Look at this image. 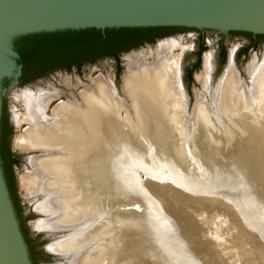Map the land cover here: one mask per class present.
Wrapping results in <instances>:
<instances>
[{
    "label": "bare ground",
    "instance_id": "1",
    "mask_svg": "<svg viewBox=\"0 0 264 264\" xmlns=\"http://www.w3.org/2000/svg\"><path fill=\"white\" fill-rule=\"evenodd\" d=\"M233 56L216 82L213 56L203 57L204 72L195 80L204 92L196 93L190 112L180 83L182 55L170 51L124 58L123 99L98 78L48 114L62 93L45 82L25 89L26 150L47 151L31 162L35 182L26 176L27 190L41 196L36 204L48 218L36 230L88 221L76 225L65 244V236L53 238L48 251L63 264H226L223 241L208 235L198 217L207 222L223 210L235 240H250L264 264V229L256 231L264 225V62L248 64L242 80ZM60 83L77 86L67 77ZM148 161H160L161 171ZM182 162L193 163L195 172L180 171ZM211 169L226 188L201 181ZM53 175H63L79 195L66 204L69 217L54 199L60 182L51 186ZM96 207L117 210L92 230Z\"/></svg>",
    "mask_w": 264,
    "mask_h": 264
},
{
    "label": "water",
    "instance_id": "2",
    "mask_svg": "<svg viewBox=\"0 0 264 264\" xmlns=\"http://www.w3.org/2000/svg\"><path fill=\"white\" fill-rule=\"evenodd\" d=\"M92 48L264 56V0H0V264H40L26 205V152L38 151L37 161L47 151L26 150L25 88ZM49 181L60 182L54 199L66 211L78 193L63 175ZM115 210L92 209V230ZM74 222L35 232L49 241L65 236V244L76 225L88 223Z\"/></svg>",
    "mask_w": 264,
    "mask_h": 264
},
{
    "label": "rangeland",
    "instance_id": "3",
    "mask_svg": "<svg viewBox=\"0 0 264 264\" xmlns=\"http://www.w3.org/2000/svg\"><path fill=\"white\" fill-rule=\"evenodd\" d=\"M141 51H146V50H132V51L127 52L124 55L120 56L121 58L119 61V65H120L121 71H120L119 75H117V72H116L115 61L113 59L104 58V59L98 60L94 64L86 65V66L82 67V69L79 72L73 71V72H69V73H64V72L51 73L50 75H47L44 78L36 81L35 83L31 84L30 86L26 87L25 89H33L35 85L44 84L43 82H45V84H49L51 87H53V89L60 91L62 94L59 95L57 98H55L51 102V104L49 105V108L47 109L48 112L58 102H67L68 97L71 96V94H73L75 96L76 93L81 92V90H83L84 84L87 85L88 83H90L91 80L93 81V80H96L98 78L109 80L111 82V84L113 85V87L116 88L118 96L123 99V95L121 92V77H122L123 73H125L124 70H126L124 58L127 56H130V55H134V54L141 52ZM183 53H185V54H183ZM170 55H173V56L174 55H182V61H183L182 62V74L183 75L181 77L180 83L182 84V87H183L182 90H183L184 94H186L185 96L187 99V105L189 104L188 106L186 105V108H188L187 112H190L192 110L193 106L195 105V103H198L195 100L196 99L195 98L196 93L204 92L203 88H201V86L195 81V76L196 75L199 76L204 72L203 71L204 69H202V58L203 57L205 58L206 55L213 56V69L214 70H212L211 74L213 77L211 76V78H213L212 82H216L218 80V78L220 77V75L222 74L223 68H224V66L227 65L228 59L232 54L231 55L226 54L225 62L221 65L219 59L217 58L218 53H202L200 67L197 71H195L193 73V77H192L193 81L190 84H188L186 82L185 74H186V70L188 68H190L192 63L195 61V52L170 51ZM233 57H234L233 60H234V65H235V69L237 71L238 77L242 80L247 78V75L245 73V68L248 64H250L254 60H256L258 62V64H262L264 62V56H262V55H240V56H237V54H234ZM66 77L68 79H70V82H72V84L75 83L77 85L76 87H74V89L70 90L69 88L65 87L64 85H62L60 83V79L61 78L65 79ZM203 96H205V94H203ZM198 97H200V95ZM197 100H198V98H197ZM204 100L205 99H201V101H203L202 103H204ZM29 126L30 125L28 123H26L25 129H27ZM38 156H40V153L38 151L26 152V176H31V178L34 180V182H35L36 178L38 177V172L33 168L32 164H31V162H32L31 160H35V158H38ZM180 158H182V157L180 156ZM148 162L150 163V166L153 167V169L159 168L158 170L157 169H155V170H157L159 172L161 171L160 170L161 167L158 165L160 163V161H158L157 165H155L156 162H153V163H151L150 161H148ZM179 165H180L179 170L184 172V173H186V172L191 173L194 171L193 170L194 167H191V166H193V163H190V164L185 163L184 164V162H182ZM162 178H164V177H162ZM139 179L141 181H148L149 176H147L145 173H141ZM164 179H166V178H164ZM201 181L205 184H211L212 186L222 187V184H223L216 178V173H215L214 169L213 170L211 169V170H209V172H206V175L201 179ZM35 186H38V185H35ZM222 188H226V187L224 186ZM34 197L37 199V201H35ZM207 197L216 198V196L213 194H210ZM31 198H32V200H31ZM39 201H38V196H35L33 194V191L29 192L26 188V205H27V211H28V215H29V219H30L32 232L34 231L33 236H34L35 245L39 249L42 250L44 248H47V246L51 242V240L50 241L47 240L46 235H44L43 233H41V232L36 233L35 232L36 228L38 226L42 225L43 222L46 221L45 217L40 216V215L35 213L38 210V204H36V203H39ZM222 211L223 210L220 211L221 213L213 214L212 218L215 217L213 219L209 216L211 221H210V219L207 222L204 221L203 217H202L203 215H201L202 214L201 212H200L201 216L198 215V217L200 219L199 223L202 225L204 224L203 227L204 226L206 227V229L208 231V233H207L208 235H211V236L216 235L217 238H220L223 241V243H222L223 253H224L223 254L224 260L223 261L226 264H261L257 260V258L254 257V256H256V250H258L257 246L255 245L256 246L255 247L254 245H251L252 243L250 242V240L246 239V237H244L242 239L240 238V239L235 240V238L233 237V234H232V230H230V228H229V225H226L224 223L225 220H227L226 218H227L228 214L226 212H222ZM224 217H225V220H224ZM212 221H213V223H212ZM38 223H40V224H38ZM263 229H264V225L260 229H256V231L257 230L260 231ZM253 230H254V228H253ZM236 233H238V232H236ZM252 250L254 251V253ZM42 259H43V261H41L40 264H63L62 263L63 261L60 260V258L58 259V258L52 257L50 255L43 253V252H42Z\"/></svg>",
    "mask_w": 264,
    "mask_h": 264
},
{
    "label": "trees",
    "instance_id": "4",
    "mask_svg": "<svg viewBox=\"0 0 264 264\" xmlns=\"http://www.w3.org/2000/svg\"><path fill=\"white\" fill-rule=\"evenodd\" d=\"M131 50L128 49H104V48H92L87 52L83 53L82 55L78 56L77 58L73 59L72 61L68 62L67 64L61 66L60 68L56 69L55 71L59 70H66L70 72L72 67L76 68V71L79 72L83 66L91 65L97 62L100 59L104 58H111L116 63V72L119 75L121 68L119 65L120 56L124 53H127ZM242 55V54H240ZM201 56L202 53H195V61L192 63L190 68L186 70L185 80L188 84L193 81V73L197 71L201 64ZM220 64L222 65L225 62V54L220 53ZM53 71V72H55ZM51 72V73H53ZM50 73V74H51ZM49 75V74H48ZM47 76V75H46Z\"/></svg>",
    "mask_w": 264,
    "mask_h": 264
},
{
    "label": "flooded vegetation",
    "instance_id": "5",
    "mask_svg": "<svg viewBox=\"0 0 264 264\" xmlns=\"http://www.w3.org/2000/svg\"><path fill=\"white\" fill-rule=\"evenodd\" d=\"M132 51V50H131ZM130 52V51H129ZM195 53H197V52H195ZM125 54V53H124ZM237 56H240V54H237ZM220 53H218V55H217V58L219 59V61H220ZM225 57H226V54H225ZM109 59H111V58H109ZM86 66V65H85ZM84 67V66H83ZM76 72V68L75 67H72V69H71V71L70 72ZM55 72H64V73H69V72H67L66 70H59V71H55ZM55 72H53V73H55ZM50 75V74H49ZM44 78V77H43ZM42 79V78H41ZM36 249H37V253H38V258H39V262H41V261H43V259H42V252H43V250H41V249H39L37 246H36ZM44 253V252H43Z\"/></svg>",
    "mask_w": 264,
    "mask_h": 264
}]
</instances>
